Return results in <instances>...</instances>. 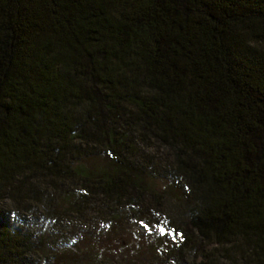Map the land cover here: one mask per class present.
Here are the masks:
<instances>
[{
  "label": "trees",
  "instance_id": "trees-1",
  "mask_svg": "<svg viewBox=\"0 0 264 264\" xmlns=\"http://www.w3.org/2000/svg\"><path fill=\"white\" fill-rule=\"evenodd\" d=\"M120 203L152 264H264V0H0V264H101Z\"/></svg>",
  "mask_w": 264,
  "mask_h": 264
},
{
  "label": "rangeland",
  "instance_id": "rangeland-1",
  "mask_svg": "<svg viewBox=\"0 0 264 264\" xmlns=\"http://www.w3.org/2000/svg\"><path fill=\"white\" fill-rule=\"evenodd\" d=\"M120 205L121 203L117 204L115 209L118 210L115 212L119 214V217H115L116 220L107 226L109 221L102 222L96 218L89 220L90 223L84 227H89V229L77 235V241L75 240L74 247L71 246L72 249L82 254L94 251L97 246H104L105 255L101 259V264H111V262L113 264H139V261L143 264H152L155 261L152 257L154 255L152 239L158 235L157 230L152 227L147 229L144 223L140 226L138 221L130 217L129 212L127 213V210ZM13 228L18 229L16 225H13ZM156 245L160 250L166 249L162 244ZM98 255L101 256L99 252Z\"/></svg>",
  "mask_w": 264,
  "mask_h": 264
},
{
  "label": "snow or ice",
  "instance_id": "snow-or-ice-1",
  "mask_svg": "<svg viewBox=\"0 0 264 264\" xmlns=\"http://www.w3.org/2000/svg\"><path fill=\"white\" fill-rule=\"evenodd\" d=\"M146 227H147V225H146ZM159 234L162 235V236L163 235H171V233L168 231V229L166 227H161L159 229ZM172 238L175 240L176 239V236L173 235Z\"/></svg>",
  "mask_w": 264,
  "mask_h": 264
}]
</instances>
